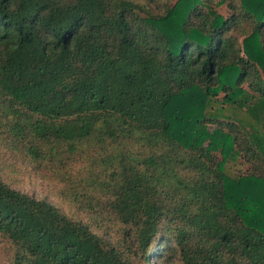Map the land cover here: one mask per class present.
Masks as SVG:
<instances>
[{"label":"trees","instance_id":"16d2710c","mask_svg":"<svg viewBox=\"0 0 264 264\" xmlns=\"http://www.w3.org/2000/svg\"><path fill=\"white\" fill-rule=\"evenodd\" d=\"M0 237L9 264H264V0H0Z\"/></svg>","mask_w":264,"mask_h":264},{"label":"rangeland","instance_id":"374dc122","mask_svg":"<svg viewBox=\"0 0 264 264\" xmlns=\"http://www.w3.org/2000/svg\"><path fill=\"white\" fill-rule=\"evenodd\" d=\"M168 3L174 4L177 0H164ZM217 11L222 14L224 17H227L229 15V12L227 11V8L225 6H222L217 9ZM92 150L88 151L87 154H83L81 158L76 157L75 162L72 167V173L79 177L78 180H82L81 183L83 184V187L85 186L84 181L86 180V177H94L96 178V175H94L97 172V165L93 164L90 159H95L100 163L102 161V158H100L98 155L95 156L92 152ZM94 156L96 158H94ZM246 166L243 164L241 159H229L228 162L225 165V172L230 177H235L236 175L240 173H244L246 171ZM100 170V168H99ZM89 171H92V173H89ZM12 172V171H11ZM9 182L13 187L21 191L22 193H25L27 195H32L36 199H45L50 204L55 206L56 208L61 209L65 213H68L70 210L67 205H64V202L53 192L54 187H56V184L50 180L43 179L39 177L37 174H23V173H17L12 172L8 174ZM67 204V203H66ZM164 249V246H161V242L156 240L153 242L148 249H146V254L149 256H152V259H158L161 255V250ZM158 250H160L158 252ZM0 264H9L8 262V256H7V250L6 245L3 243L1 237H0ZM152 264V263H148ZM169 264H183L180 259L174 258L171 259Z\"/></svg>","mask_w":264,"mask_h":264}]
</instances>
